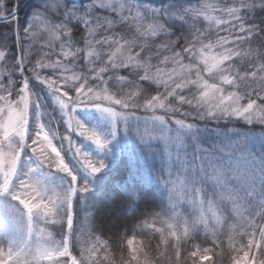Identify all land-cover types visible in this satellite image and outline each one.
Segmentation results:
<instances>
[{
  "label": "snow or ice",
  "instance_id": "snow-or-ice-1",
  "mask_svg": "<svg viewBox=\"0 0 264 264\" xmlns=\"http://www.w3.org/2000/svg\"><path fill=\"white\" fill-rule=\"evenodd\" d=\"M20 4L0 0V23L11 26L0 38V196L14 202L5 210L17 233L0 238V264H216L225 244L231 264H264V16L253 18L264 0H196L177 9L42 0L18 26ZM173 19L187 32L172 34ZM30 80L52 93L66 131L41 122ZM88 105L113 120L140 113L147 123L138 136L159 140L174 163L161 179L170 213L152 211L136 226L159 236L155 248L128 239L117 259L108 240L74 226L73 196L89 189L64 146L91 173L104 167L72 138L104 147L74 115ZM25 153L31 164L17 179ZM52 172L68 178L66 188L46 186ZM61 223L58 239L49 229ZM196 234L204 240L195 243Z\"/></svg>",
  "mask_w": 264,
  "mask_h": 264
},
{
  "label": "trees",
  "instance_id": "trees-1",
  "mask_svg": "<svg viewBox=\"0 0 264 264\" xmlns=\"http://www.w3.org/2000/svg\"><path fill=\"white\" fill-rule=\"evenodd\" d=\"M11 2L12 0H9V5ZM41 2L42 0H21L20 6L17 7L18 26L28 22L32 11L38 8ZM66 2L69 5L81 6L86 3V0H66ZM136 3L157 9H177L192 6L196 0H136ZM262 16H264V11L259 9L253 14V18L257 21H260ZM187 30L188 26L185 22L172 20V34L187 32ZM6 32H11V26L0 23V38H3V33ZM7 39L9 41L8 50L14 54L15 44L11 42L14 37L8 35ZM30 81L44 96V104L39 102L41 122L57 134L66 131L63 113L52 93L46 87L44 89L43 84L39 81ZM85 107L82 106L75 110L81 120L87 117ZM32 111L33 113L36 111L35 106ZM134 115L142 117L140 113ZM29 127L30 129L34 127V119L30 121ZM237 127H241V125L238 123ZM72 138L74 140L75 135ZM79 141H81L80 138L75 140V143L82 148L83 145ZM56 143L60 145L62 142L58 139ZM132 145L135 146L133 143ZM63 154L66 162L75 170L78 183L86 184L89 189L85 193L77 192L73 196L74 226L83 227L85 225L87 230L88 225L89 231L108 240L117 259L120 258L121 245L125 254L127 253L128 239L134 238V247L151 242V246L155 248L159 236H152L146 231L141 233V230L136 226L152 211H159L165 215L170 213L167 192L160 179L164 174L166 164L164 153L159 148V144H148V146L133 149L131 154H128L125 148H122L120 153L114 151L110 167L101 169L95 173L93 180L89 181L86 180L85 173L80 167V161L67 151L66 146H64ZM25 155L27 160H21L17 169V179L23 178L27 165L31 164V154L25 153ZM47 177L54 182L64 179L63 188L67 187L68 178L63 173L52 172ZM2 200L7 204L11 202L8 197L0 196V201ZM5 217L7 218V215H2L1 212L0 238L15 237L16 226L12 224V219L6 222ZM62 228L63 223L51 226L49 230L59 239ZM196 239L195 243L203 241V234H196ZM190 249L191 245H188L187 250ZM231 256L232 253L225 244L221 254L215 258L216 264H231ZM188 264H191L190 259Z\"/></svg>",
  "mask_w": 264,
  "mask_h": 264
},
{
  "label": "rangeland",
  "instance_id": "rangeland-1",
  "mask_svg": "<svg viewBox=\"0 0 264 264\" xmlns=\"http://www.w3.org/2000/svg\"><path fill=\"white\" fill-rule=\"evenodd\" d=\"M17 78L19 77L17 76ZM43 88L45 89L44 85ZM29 89L31 94L35 97L36 103L39 105L40 103L44 104L43 94L37 89L36 86L33 85L32 81H29ZM85 108H86L85 113L87 114V117L83 118V120H81L78 113L74 112V115L76 116L77 119L81 121L82 124H84L89 129L95 131L105 142V144L104 147H100L82 136H75L74 141L80 138L81 141H79V143L83 145V147L81 148L82 151L89 153L90 159H92L94 162L103 163L104 167L102 169H105L108 166L110 167L113 159L114 151L120 153L121 149L125 148V151L128 154H131L133 149L148 146V144L153 145L155 143L159 144V148H161L162 153H164V159L166 164L164 170L166 171L168 167H174V163L165 155L164 146L159 140L142 141L141 138L138 136L137 134L138 129L143 124L147 123V121L143 116L138 117L135 115H131L126 118L123 116H117L113 120V118L108 113H105L94 106L88 105ZM39 112H40V107H39ZM61 112L63 113L62 110ZM132 143L135 146H133ZM67 164L69 165V163ZM28 166L29 164L27 165V167ZM69 167L71 168L70 165ZM80 167H82V170L85 173L86 180L87 181L93 180V176L95 175V173H91L88 169L83 167L81 163H80ZM71 169L73 170V174L75 175V170L73 168ZM162 178L163 176L160 179ZM164 178L166 179L167 177L165 176ZM44 183L49 189L55 188L57 190H62L64 189L63 184H65V180L62 179L60 181L54 182L50 180L48 177H45ZM162 186L164 185L162 184ZM10 204H14V203L10 202L7 204L3 202V200L0 201V211L2 212V215H7L8 218V219L6 217L4 218L6 222H9V219H11V217L7 214L5 210L6 206ZM12 224L14 225V222Z\"/></svg>",
  "mask_w": 264,
  "mask_h": 264
}]
</instances>
